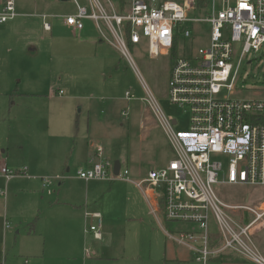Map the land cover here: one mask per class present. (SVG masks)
I'll use <instances>...</instances> for the list:
<instances>
[{
  "label": "rangeland",
  "instance_id": "1",
  "mask_svg": "<svg viewBox=\"0 0 264 264\" xmlns=\"http://www.w3.org/2000/svg\"><path fill=\"white\" fill-rule=\"evenodd\" d=\"M70 1L62 2V8L65 14L73 15L75 5ZM207 11V8L201 11L196 7L190 16H204L200 14ZM85 25L86 34L82 38L72 32L56 30L54 38L62 39L56 47L42 43L43 39L48 41L49 38L42 32L37 33L39 53L27 46L11 51L6 38H0V192L6 193V198L0 195V211L6 202L8 215L12 216L8 222L10 228L22 231L17 242L15 237L6 239L5 251L3 240H0V264H5V259L6 264H19L21 256L29 258L28 264L38 263L35 256L38 252L43 253L44 248L47 251L46 256L40 258L41 264H180L167 248L165 236L136 186L114 178L86 183L77 173L87 165V155L95 152L90 148L91 139L105 150L102 161H118L121 171L128 170L129 178L135 182L147 178L151 170L168 164L173 152L143 101L146 97L144 88L148 86L165 113L179 121V130H188L189 114L172 106L168 100L170 71L175 58L194 60L202 56L210 44L211 26L209 23L187 25L191 37L183 39L180 36L174 50L158 56L148 53L147 40H143L132 50L138 75L108 43L99 49L91 46L89 40L99 36V31L94 23ZM102 30L108 34L104 27ZM235 49L234 63L240 55V45ZM60 91L62 96L58 95ZM126 93L133 96L131 101L125 99ZM223 94L243 101H264V49L246 57L234 94L228 91ZM127 110L130 117L124 118L122 112ZM48 156H62V167L70 169V173L59 175L70 178V184L68 181L62 186L59 185L61 182L56 183L52 188L56 192L53 197L42 195L41 184L36 180L45 176L55 178L50 172L52 164L48 167L45 163ZM4 167L15 172L27 169L25 177L36 181L29 187L33 193L23 192L20 180L6 186L2 174ZM214 189L220 199L230 204L257 206L264 203V187L216 186ZM88 192L91 194L89 200L86 198ZM41 197L45 199L43 205L38 199ZM57 199L81 206L87 200L96 205L88 211L103 215L104 240L95 241L92 235L85 236V241L67 254L63 249L61 252L52 250L55 241L50 237L45 241V247L42 239L29 237L32 228L42 222L46 227L54 215L58 216L55 213L48 219L41 216L47 203ZM34 200L40 206V213L31 212L29 208L30 201ZM63 210L71 212L68 216L71 221L80 220L78 214L66 207ZM158 215L163 229L174 235H178V229L187 227L174 225ZM60 217L66 215L60 213ZM58 240L62 247L65 240L62 237ZM256 242L264 255V227ZM85 249L89 258L84 262L80 257ZM89 251L97 254L92 255Z\"/></svg>",
  "mask_w": 264,
  "mask_h": 264
},
{
  "label": "built area",
  "instance_id": "2",
  "mask_svg": "<svg viewBox=\"0 0 264 264\" xmlns=\"http://www.w3.org/2000/svg\"><path fill=\"white\" fill-rule=\"evenodd\" d=\"M73 1L76 13L59 17L66 26L80 32L86 21L93 22L100 39L114 48L138 75L132 50L143 40H147L148 53L158 56L174 50L180 36L191 37L187 25L210 24L208 49L194 60L175 58L170 71L168 100L189 114L188 130H179V121L165 113L145 85L143 101L163 130L173 158L165 167L151 170L137 186L157 219L161 214L167 222L187 226L178 229V235H166L196 262L213 264L217 258L233 254L251 264H264L256 242L264 227V203L230 204L220 199L214 189L264 187V101H243L223 94H234L246 57L264 49V0H211L208 11L199 17L190 16L196 10L194 0H129L124 11L113 0H87V5ZM18 15L15 1L6 0L0 12V26ZM44 28L50 31L51 25L45 23ZM239 45L240 55L234 63L235 46ZM125 97L127 101L133 99L130 93ZM122 116L129 118V111H123ZM97 157L99 160H92L90 168L78 171V178L85 182L114 178L134 183L128 170L114 175V163L101 160V147ZM2 174L9 182L26 175V170L15 172L4 167ZM64 178H41L43 190L51 194L53 186ZM0 195L6 193L1 191ZM85 220V233L100 240L102 215L86 212ZM23 264H28V260Z\"/></svg>",
  "mask_w": 264,
  "mask_h": 264
},
{
  "label": "crops",
  "instance_id": "3",
  "mask_svg": "<svg viewBox=\"0 0 264 264\" xmlns=\"http://www.w3.org/2000/svg\"><path fill=\"white\" fill-rule=\"evenodd\" d=\"M5 1L6 0H0V12L2 11ZM14 1L16 4L17 13L19 14L18 17L14 19L13 22L11 21V22H8L9 24L6 23L3 26H0V38H3V37L6 38V42L9 44L11 51L12 49H16V50H20V48L24 49V46H27V49L36 50L39 53L41 51V47L39 46L40 44L39 41L36 43V40H37V33H40V32L48 36L49 38L48 41H44L45 39H43L42 37L43 39L42 43L47 44L49 47H56L57 44L61 43L62 39L54 38V32L58 29L64 30L66 32L75 33L77 34V36H80L81 38L84 34H86V27H87L86 25L84 26V29L82 31L78 32L74 30L73 28L66 26L63 19L59 18L60 16L71 15V14H65L62 8V2H68L70 0H67V1H62V0H18L16 1L14 0ZM70 2L74 3L73 0H71ZM79 2L81 3V5H87V0H85L84 3H82L81 1ZM115 3L117 5V2ZM74 5H75V13H76L77 11L76 4L74 3ZM88 22L93 24V22L91 21H86L85 24ZM45 23H49L51 25L50 31L45 30L44 28ZM82 40L86 41L85 39H82ZM89 44L99 49L103 45H105L106 42H103L100 39V37L96 35V37L94 36L91 40H89ZM89 144H90L91 150H94L95 152L93 153L91 152L89 155H87V160H88L87 165H84L82 169L90 168L92 164L91 163L92 160L98 161L97 160L98 158L97 149L99 147L103 149L102 145H98V144L96 145V141H94L93 139L90 140ZM105 154H106L105 150L103 149V156H105ZM95 155H96V158H94ZM63 161H64V158L62 156H58L55 158L52 156H48L45 159V163L46 165H48V167H50L49 164H52L53 168H51L50 172L53 175H55V177H65L61 181V183L59 182L60 186H62V184L65 183L66 181H68V183L70 184V181H71V179L67 178L66 176H59L60 174H64L65 172L70 173V169L68 168L65 169L64 167H62ZM25 176L26 175L17 176L13 178L12 180H10L9 182H7V180L4 177L6 181V186H8L14 180H20L24 188L22 189L23 192H28L29 190L28 194H32L33 192L31 191V189H29V187L31 185H34L36 181L31 178H26ZM145 179H142V180H145ZM36 180L39 181L41 184L40 191L42 195L47 196V197H53L56 194V192H53V191L51 194H49L47 191L43 190L41 177L37 178ZM89 182H86V183H89ZM123 182L136 186L137 189L144 196L141 189L137 186L138 182H135V181L134 183L127 182V181H123ZM3 197L6 198V196H3ZM86 198L87 200L91 198V194L89 192L86 194ZM38 199L41 202V205L45 203L44 197H41ZM87 200H86V204L83 206L77 205V204L74 205V203H70V201H60L58 199L50 200L47 203L48 206H46V209H43V213H41V216H45V219H48L49 215H52V213H55L58 216L54 215L50 219L46 227H45V222L44 223L42 222L41 225L38 224L37 227H35V229L32 228V231L28 234V236L38 237L42 239L44 242L47 240L48 237H50L51 240L55 241V245H53L51 249L57 252L59 251L61 252L63 249L65 250V253L67 254L74 251L75 247L78 248L81 241H85L86 237L89 235L90 236L92 235L95 241H103L104 237L102 235V231L104 228V217L101 213L99 214H101L103 218L102 227H101L102 238L98 240V239H95L93 234L85 233V227H86L85 213L90 212L88 211V209L89 210L94 209L96 206L93 203H88ZM65 207L69 209V211H72V213L78 214L80 220H78L77 222L71 221V219L68 217L71 214V212H67L68 210H63ZM29 208L31 212H35V213L41 212L40 206L38 205V202L36 200L30 201ZM150 212H151V208H150ZM60 213H64L66 217L61 218ZM93 213H98V212H93ZM8 214H9V208L5 202L4 208L1 209L0 211V240L1 239L3 240V251H5L7 238L10 239V238L15 237V240L17 242L18 239L22 236V233H21L22 231L12 230L10 228L11 223H9L10 227L6 228V222H9L10 218L12 220V216L10 215L11 217H9ZM151 215L153 216L159 229L163 232L165 239H166L167 248H169V250H172V252L174 253V257H176V262L180 264H188V263L200 264L196 262L194 258H192V256L187 252L185 248L179 246L175 242L168 239L166 235L167 231L163 229L161 219L160 218L157 219L152 214V212H151ZM84 220H85V223H84ZM38 221L40 223L41 221L40 217L38 218ZM59 237H62V239L65 240V243L64 245H62V247L59 246L60 244L58 240ZM56 240H57V245H56ZM45 246H47L46 242L44 243V247ZM86 249H85V253L83 251L84 255L80 257V259H82L84 262L86 261V259L89 258L86 254ZM46 251H47V248H44L43 253L38 252L36 254L35 258L39 259L38 260L39 262L35 264H41L42 260H40V258L42 256L43 257L46 256ZM32 252H34V254L36 253L35 250H32ZM89 252L92 255L97 254L95 251H89ZM33 256L34 255H31L30 257L33 258ZM75 258L77 259L78 257H75ZM28 259L29 258L27 256H21L19 264H23V261L28 260ZM5 264H6V259H5ZM213 264H251V263H248L245 260H242L241 258L231 254L225 257L224 259L220 260L219 262L217 260L213 261Z\"/></svg>",
  "mask_w": 264,
  "mask_h": 264
},
{
  "label": "trees",
  "instance_id": "4",
  "mask_svg": "<svg viewBox=\"0 0 264 264\" xmlns=\"http://www.w3.org/2000/svg\"><path fill=\"white\" fill-rule=\"evenodd\" d=\"M114 1L117 2V5H118L120 11H124L126 9L128 3H129V0H114ZM194 1L196 3V7L202 11L203 9H206L208 3L211 0H194ZM227 256H229V255H227ZM227 256L217 258L216 260L219 262L220 260L224 259Z\"/></svg>",
  "mask_w": 264,
  "mask_h": 264
},
{
  "label": "water",
  "instance_id": "5",
  "mask_svg": "<svg viewBox=\"0 0 264 264\" xmlns=\"http://www.w3.org/2000/svg\"><path fill=\"white\" fill-rule=\"evenodd\" d=\"M62 1H67V0H62ZM115 167H114V175H118L119 174V172L121 171V165H120V163L117 161V162H115Z\"/></svg>",
  "mask_w": 264,
  "mask_h": 264
}]
</instances>
